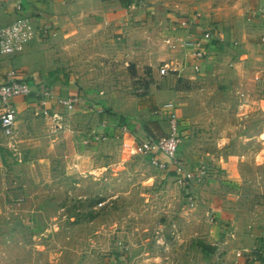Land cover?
Listing matches in <instances>:
<instances>
[{
    "label": "rangeland",
    "instance_id": "rangeland-1",
    "mask_svg": "<svg viewBox=\"0 0 264 264\" xmlns=\"http://www.w3.org/2000/svg\"><path fill=\"white\" fill-rule=\"evenodd\" d=\"M149 6L121 31L114 23L75 40L63 59L50 54L58 36L31 47L33 91L43 79L54 91L48 113L40 97L14 101V130L0 137V264H236L235 251L250 245L233 232L264 228L262 13L224 18V40L197 74L179 70L180 14ZM72 95L81 102L70 111L60 101ZM173 114L178 158L196 182L140 149L145 127L164 136Z\"/></svg>",
    "mask_w": 264,
    "mask_h": 264
},
{
    "label": "crops",
    "instance_id": "crops-1",
    "mask_svg": "<svg viewBox=\"0 0 264 264\" xmlns=\"http://www.w3.org/2000/svg\"><path fill=\"white\" fill-rule=\"evenodd\" d=\"M226 1L230 0H162V2L160 0H147L142 3L135 2V0L133 2L127 1L126 3L121 0H0V27L11 25L20 18H29L33 23L39 26L47 24L56 32L55 36H58L55 42L56 48L51 49L53 52H50V54L53 55L54 60H58V58L63 59L64 57V54L62 55L61 51H64L65 53L73 48V45L76 44L75 40L85 41L88 38V40H93L95 34L100 33L101 30H105L108 26H113L114 23L115 26L116 24L121 26V31L124 27L132 25L130 20L136 19V16L139 18L140 12H142V9L147 7V5L149 6L151 3L155 4L157 7V5L162 3L164 6L163 9L169 7V11L180 14L179 16L182 18L193 17L196 13L201 14L199 23L196 27L190 29V31L180 28V34L174 32L173 38L178 35L183 38L189 34L198 35L204 30L212 28V31L217 37L208 46L207 53L209 55V51L216 44L215 42L217 40H224L222 37L223 31L218 28L223 27L224 24L220 22H223L226 19L231 21L230 24H233L236 22L235 16H238L236 14L243 13L245 10H253L254 13L260 12L264 17V0H231L234 1L233 4H227ZM18 5L21 6V9L17 8ZM151 8L153 10L155 9L153 6ZM204 16L210 18L214 23L207 24L206 21V23H204ZM201 28L204 29L201 30ZM84 35L86 36L82 37ZM39 39H41L40 36L31 40L26 45L23 52L11 55L0 54V83L5 80L9 71L18 70L17 61L20 60L23 62L21 67L22 70L19 68L21 73L17 71L19 79L29 83L33 90L39 89L35 86L40 81L37 80L38 78L36 75L29 73V67L26 64L30 62L32 54H35V51L30 52L32 50L31 47L35 46V49L37 48L39 50L45 48V46L42 45L43 41H40ZM234 39L236 40V38ZM178 52L184 57L179 69L181 70V73H187L188 70H191L192 73H194L195 71L192 68V57L188 56L191 54V51L179 49ZM210 59L209 55V58L205 61V67L210 62ZM201 73L202 71L197 74ZM184 76L186 77V75ZM42 81L45 82L44 84L41 83L42 85H47L53 90L52 87L49 86L47 79H43ZM65 81L66 80L63 79V82ZM31 95L32 99L36 96V99L39 100L35 91ZM23 101L24 99L22 97H17L15 99V104L18 108L23 105ZM54 101L55 99L51 100L53 106V108H51L54 113H57L56 110H58L59 107H56L57 104L55 103L56 101ZM146 137L152 136L145 134L144 138ZM3 156L4 149L0 145L1 161H3ZM257 228H253L252 224H248L245 229L238 233L233 232L232 235L239 238L236 239L237 241L240 240V242L250 245L247 246V248L244 247L246 250L237 249L235 251L234 261L236 264H240L242 259L238 253H247L243 264H264V228ZM252 253H255V255Z\"/></svg>",
    "mask_w": 264,
    "mask_h": 264
},
{
    "label": "built area",
    "instance_id": "built-area-1",
    "mask_svg": "<svg viewBox=\"0 0 264 264\" xmlns=\"http://www.w3.org/2000/svg\"><path fill=\"white\" fill-rule=\"evenodd\" d=\"M146 1L147 0H135V2L138 3ZM17 8L21 9V6L18 5ZM200 17L201 14L196 13L193 17L183 18L175 24V28H182L190 31V29H193L199 23ZM43 34L55 36L56 32L47 24L41 26L36 25L29 18H20L11 25L0 27V54L11 55L23 52L26 45L31 40ZM216 37V34L212 30L206 29L198 35L189 34L178 43L180 48L191 51V54L188 56L192 57V68L196 73L203 71L205 68V61L208 59V46ZM169 43L171 44V40H169ZM170 71V64L166 63L160 67L159 74L161 76H167ZM33 92V88L29 83L19 79L16 70L7 73L5 80L0 83V137L1 134L7 136L14 130L17 118V109L14 105L15 99L17 97L29 96ZM37 95L41 98V108H44L45 113H48L49 107L47 99L53 97L52 91L47 85H42ZM80 102L81 99L78 95H72L63 98L60 104L67 110L72 111L77 109ZM171 117L169 121V133L159 138H143L140 142V149L141 151L151 153L152 163L155 166L164 169L172 167L175 172L182 175L185 181L190 183L196 182L199 178V173L187 169L185 164L178 158L179 147L182 140L179 131L180 126L176 119V115L173 114ZM99 138V136L95 137L96 140H99ZM161 156H163L164 159H161ZM204 168L205 166H201L199 170L202 171ZM238 255L241 256L242 254L238 253Z\"/></svg>",
    "mask_w": 264,
    "mask_h": 264
},
{
    "label": "trees",
    "instance_id": "trees-1",
    "mask_svg": "<svg viewBox=\"0 0 264 264\" xmlns=\"http://www.w3.org/2000/svg\"><path fill=\"white\" fill-rule=\"evenodd\" d=\"M121 1H123V2H133L134 0H121ZM145 129H146V132H147V135L149 134H152V130L148 127L147 128V126L145 127ZM4 158H5V156H3V161H4ZM199 246L201 247V248H203V249H206V250H209V251H211V252H213V251H215L216 250V248L215 247H211V246H209V245H207V244H205L204 243V241H200L199 242Z\"/></svg>",
    "mask_w": 264,
    "mask_h": 264
}]
</instances>
